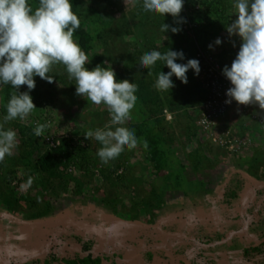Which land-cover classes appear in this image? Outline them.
<instances>
[{
  "label": "rangeland",
  "instance_id": "rangeland-1",
  "mask_svg": "<svg viewBox=\"0 0 264 264\" xmlns=\"http://www.w3.org/2000/svg\"><path fill=\"white\" fill-rule=\"evenodd\" d=\"M75 1L83 11L101 8L100 11L106 14L103 20H108L109 16L113 19L109 28H130L134 32L133 36H121L111 29L107 44L94 40L96 52L109 56L108 64L115 71L117 81L135 83V79L124 77L126 71L133 67H124L125 64L133 62L135 69H139L140 78L149 81L151 75L140 69L139 61L149 51L144 49V45L152 43L160 48L166 44L167 33L160 31L166 21L158 14H147L142 7L138 8L142 0ZM222 1L227 10L228 26L236 18L233 0ZM184 5L188 10L199 6L193 14L203 11L199 3L191 4L185 0ZM139 14L145 17L142 24V15ZM92 22L94 20L89 19L87 28ZM98 29L95 35L101 31V26L98 25ZM216 34L208 47L225 49L228 52L226 58H234L242 43L240 38L230 36L226 28ZM217 38L222 40V45L215 44ZM136 46L142 50L139 58L129 57V53L134 54ZM179 63L186 64L187 61L183 59ZM57 70L64 79H54L52 88L46 91L45 98L49 103L45 113H39L42 116L35 122L33 113L14 122L17 126L11 129L17 134L16 146L12 155L0 163V262L26 264L34 254H44L41 250L46 246L44 252L48 255L56 250V255L63 258L83 256L82 245L73 235L91 243L93 255L106 258L103 264L114 256L120 257L125 247L138 249V253L131 256V259H137L133 264H152L149 251L155 249L157 256L159 253L167 255L164 249L171 251L167 249L168 244L173 247L182 241L188 243V250L185 251V243L180 247L182 250H178L185 256L183 260H192L191 264L264 262L262 256L245 254L246 250L253 248L252 241H257L259 246L264 242V226L259 223V219L264 217L261 204L264 202V126L237 115L238 119H233L232 128H229L231 149L213 141L227 126L226 121L211 131L212 136L198 126L199 107L189 111V117H193L195 122L184 116L183 111L171 113L167 109L164 115L172 124L165 125L166 130L163 131L165 136L160 148L164 155L158 168L155 156L143 147V143L149 134L161 136V133L137 98L131 118L123 125L134 130L138 138L137 147L131 151L126 149L116 160L103 164L97 155L101 145L94 138L86 139L85 135L89 130L108 124L109 113L103 106L76 94L75 81L68 78L62 64L52 65L51 71ZM154 89L169 97L175 91L174 88L165 92ZM43 120L49 127L41 137L32 139L34 129L30 128L31 124L37 126ZM25 127L30 131H25ZM5 128L9 126L6 124ZM48 137H52L54 142L60 140L61 145L65 138L74 147L82 149V159L93 163L88 177L85 178L83 172L73 166L78 179L70 181L68 189L60 190L58 182L53 184L55 190L46 184L40 185L35 174H31L29 160H34L45 149L53 148L47 143ZM33 149L36 153L30 154ZM114 162L124 167L115 174L116 178L108 180L102 169ZM15 198L19 202L7 209L4 203ZM29 199L35 203L33 206L26 202ZM39 213L44 214L36 217ZM238 219H243L240 227L235 226ZM222 238L227 241L225 246H219ZM158 258V263L164 264V259ZM172 259L173 263L179 258L174 256ZM36 260L33 259L37 264ZM119 262L122 261L119 259Z\"/></svg>",
  "mask_w": 264,
  "mask_h": 264
},
{
  "label": "clouds",
  "instance_id": "clouds-1",
  "mask_svg": "<svg viewBox=\"0 0 264 264\" xmlns=\"http://www.w3.org/2000/svg\"><path fill=\"white\" fill-rule=\"evenodd\" d=\"M184 0H142L144 13L179 18ZM234 17L226 27L230 36L242 41L231 67L225 66L223 75L230 81L226 103L258 105L264 110V0H233ZM81 21L73 11L72 0H39L33 8L29 0H0V86L10 85L15 91L6 106V115L0 121V162L11 156L16 146L17 134L5 125L14 120L26 119L36 108L30 92L36 88V77L49 83L52 65L62 64L68 78L75 81L76 94L95 105L107 109L110 121L103 128L89 130L85 138H94L101 147L97 155L103 164L116 160L127 149H135L138 138L124 127L131 118L137 102L135 83L117 81L112 67L97 65L89 70V58L74 40ZM178 34L181 29L166 23L160 31ZM217 38L215 44L222 45ZM212 48V45H209ZM185 59L183 51L168 50L161 53L152 50L140 58V69L151 70L158 62L170 69L161 71L155 81L157 91L165 92L175 87L173 77L185 85L187 73L193 70L198 76L200 62L189 59L186 64L177 63ZM28 91L19 93L21 86ZM48 124H37L34 135L41 137ZM143 147L148 148L147 141ZM31 179L28 183L31 184ZM47 259V258H46ZM45 259V260H46Z\"/></svg>",
  "mask_w": 264,
  "mask_h": 264
},
{
  "label": "trees",
  "instance_id": "trees-1",
  "mask_svg": "<svg viewBox=\"0 0 264 264\" xmlns=\"http://www.w3.org/2000/svg\"><path fill=\"white\" fill-rule=\"evenodd\" d=\"M79 1V0H78ZM31 6L33 8L38 7L39 0H29ZM140 4L139 7H142V1H139ZM189 3L195 4L199 3L203 7V11L195 13L191 17V22L194 24H197L196 28L191 29H184V26L188 23V18L184 12V9H182L181 15L179 18H173L171 15H167L162 17L166 24L170 26V29L172 27H176L181 29V31L178 34H173L171 30L167 32L168 41L166 44L162 47H158L156 44H146L144 45V49H147L150 52L152 50H158L161 53L167 52L169 49L173 51H183L186 61L189 59H194L196 57L197 53V41L200 43L204 48H208L209 41L211 39L216 38L217 32L219 30H223L227 27V14H226V6L222 0H188ZM73 11L78 15L81 24L80 28L77 30V32L74 34V40L79 44L81 49L87 54L89 58V65L87 67L89 70L94 69L97 65H101L105 68H109L108 60L109 56L104 53H98L96 52V43L94 42L95 39H99L103 41V44H107L106 40H109V33L108 31L113 29L109 28L112 26L113 19L109 16L108 20H103V14L99 7L89 8L88 11L80 9L78 6V3L73 0ZM141 10H138V13H140ZM102 13V15H101ZM140 16L142 14H139ZM142 19L140 23H143L144 16H141ZM89 19L94 20L91 24L93 27H91V24L89 25L90 28H87V23ZM91 21V20H90ZM98 25L101 26V31L97 34ZM96 27V28H95ZM96 29V31H95ZM115 30V29H113ZM117 33H120V35L124 36H133L134 32L131 31V29L127 30H120V28L115 30ZM137 35V34H136ZM196 37V38H195ZM198 39V40H197ZM140 47L141 44H138ZM150 45V47H149ZM139 46H136L134 49V54L129 53V57L131 56H138L141 54L142 50H139ZM227 50L223 49L221 53V59L226 58ZM135 59V58H134ZM133 61V60H132ZM131 61V62H132ZM179 63V60L176 61ZM131 64V65H130ZM134 62L125 64L124 67L129 68V66H133L131 70H127L124 74V77H128L129 79H135V83L140 87V91H137V98L139 103L144 108L145 112L149 116V118L154 122L155 126L159 129L161 136L151 135L149 134L146 137V141L148 143V151L155 156V165L158 166V168L161 165L160 160L163 159L164 151L160 148L161 141H163V138L165 134H163V131L165 129V125L171 126L172 121H167L164 112L165 110H169L171 113H175L178 111H183V115L187 118L191 119L192 121L193 117H189V111L194 108H200V106L204 103L206 100V92L202 89L200 84L196 82L195 76L190 70L187 73L188 77V83L185 85L177 78L173 77V82L175 84L174 92L171 93V96H167V94H161L160 92H156L154 89V79H156L161 71H163L165 74H167L170 69L167 67H164V65L160 62L157 63V65L151 70L152 74L149 81L145 80V78H140V73L138 70L134 67ZM59 65V64H58ZM147 72L148 70L145 69ZM49 75L52 76L54 79H60L63 80L64 76L61 74L60 71H54L52 72L50 70ZM123 77V76H122ZM36 80V88L30 92V95L33 98V102L36 105V108L32 113L34 114V122L37 119H40V117L45 113V109L48 105V100L45 98L46 91H48L49 88H52V82L49 83L48 81L41 79L39 77L35 78ZM1 91V97H0V121H2L3 117L7 114L6 113V106L8 101L11 98V95L15 91L11 88L10 85L0 86ZM28 91L27 86H21L18 90L19 93H23ZM199 112V109H198ZM41 113V114H39ZM176 119V117H175ZM18 120V119H17ZM14 121H10L7 123L9 128L16 127V123ZM33 122V123H34ZM40 124H46V121L43 120ZM36 127L35 123L31 124V129H34ZM28 127H25V131H30ZM141 128V127H140ZM33 132V131H32ZM196 133H192V135H195ZM34 132L32 135V139L34 138ZM165 146V145H162ZM82 149H79L77 147H74L72 145L71 141H66L65 138L62 142V145L59 147L54 148H47L45 151L35 157L34 160H29V165L32 167L31 174H35V178L39 180V184L42 185H48L51 187L52 190H55L54 183L58 182V188L61 189H68V183L70 181H77L78 177L74 175V167L77 168L80 172H83L84 177H88L87 174L89 173V170L92 166V162L82 159V155H80V152ZM36 153V150L33 149L30 154ZM36 155V154H35ZM77 158V160H76ZM78 158L80 159V162L78 161ZM2 163V162H0ZM74 166V167H73ZM95 166V165H93ZM123 165H120L117 162H114L113 165H109L107 167L104 166L102 169V172L105 174V178L108 180H113V177L115 174L119 172L121 168H123ZM72 169V171H69ZM123 177V176H122ZM116 178V177H114ZM119 179H121L119 177ZM37 180V181H38ZM40 184V185H41ZM19 202L17 198L14 200H7V202L4 203V205L7 207V209H11L14 203ZM27 203H29L31 206H33L35 203L29 199L26 200ZM50 208V207H49ZM39 213L36 215L38 217ZM33 218V217H31ZM73 238L79 241L82 245V248L84 250L83 256H76L72 258H63L59 257L58 255L51 254L46 260H43V264H103L104 260L106 258H102L100 256L93 255V249L91 247V243L84 240V238L76 237L73 235ZM245 254L247 256L256 255V256H262L264 257V242L256 248H252L251 250H246ZM10 261V260H9ZM107 261V260H106ZM106 264V263H105ZM115 264V263H112Z\"/></svg>",
  "mask_w": 264,
  "mask_h": 264
},
{
  "label": "built area",
  "instance_id": "built-area-1",
  "mask_svg": "<svg viewBox=\"0 0 264 264\" xmlns=\"http://www.w3.org/2000/svg\"><path fill=\"white\" fill-rule=\"evenodd\" d=\"M183 8L188 18V23L184 26V29L196 28L197 24L191 22V17L194 15L193 12L199 10L200 7L195 6L188 10L184 5ZM198 12L199 11H196V14ZM196 45L197 53L194 59L199 60L201 72L198 76L193 70L192 72L195 76L196 82L200 84L203 90H205L207 96L206 100L199 108L201 113L198 119V126L202 127L213 136L211 131L215 129L216 126H220V123H224L225 117L229 114L244 116L247 121L259 126H264V110L259 109L258 105L243 106L238 105L235 101L231 104L226 103V100L228 99L226 93L232 85L223 75V69L225 66L231 67L232 62L237 55L232 59H221V49H217V47H212L211 49L209 47L204 48L198 43V41ZM51 138L48 137L46 140L53 148L61 146L60 140L54 142ZM213 141L223 147L229 146L232 149L230 129L224 127L222 131H220V134L213 138ZM69 171H72V169ZM50 252V254H57L56 250ZM40 256L45 258L47 255L41 253Z\"/></svg>",
  "mask_w": 264,
  "mask_h": 264
},
{
  "label": "crops",
  "instance_id": "crops-1",
  "mask_svg": "<svg viewBox=\"0 0 264 264\" xmlns=\"http://www.w3.org/2000/svg\"><path fill=\"white\" fill-rule=\"evenodd\" d=\"M261 204H262V207H264V202H261ZM260 204V205H261ZM240 212H241V210H240ZM264 213V212H263ZM241 213H239V215H240ZM242 222H243V219H241V220H237V222H236V224H235V226L236 227H240L241 225H242ZM261 222H262V224H263V226H264V217L263 218H261V219H259V223L261 224ZM253 236H255V235H253ZM251 238V237H250ZM224 238H222L221 240H220V242H218L220 245L219 246H221V245H223V246H225V244H226V242L227 241H225V240H223ZM178 242H180V241H178ZM235 242V241H234ZM238 242V241H237ZM252 242H254L253 244H252V246L251 247H253V248H256V247H258L259 246V244L257 243V241H252ZM182 244H186V248H185V251L187 252V247H188V243L187 242H184L183 243V241L181 242ZM47 244V243H46ZM182 244H174L173 245V247H172V245H170V244H168V245H166V246H168L167 247V249L168 250H171L170 251V253L167 251V250H165L164 249V252L165 253H167V255L165 254V255H162L161 253H159L158 254V256H157V254L156 253H154V250L155 249H152L151 251H149V252H147V253H149V257L152 259V264H159L158 263V257H161V259H164L163 261H164V264H191V263H193L192 262V260H187V258H185V260H183V258L185 257L184 255L182 256V253L181 252H179V250H182V249H180V247L182 246ZM207 245H205V247H206ZM45 248H47V246L45 247ZM45 248L44 249H42L41 251L43 252V253H45L44 251H45ZM243 248L244 249H247V247H244L243 246ZM156 249H158V250H162L163 251V249L162 248H156ZM172 249H173V251H172ZM179 249V250H178ZM137 248L136 247H129V248H127V247H125L124 249H123V251H121L122 252V255H120V257L119 256H117V257H112V258H110V259H108L109 261L106 263V264H112V263H115V264H133V262H135V261H137V259L135 260V258L134 259H131V256L134 254V253H138L137 252ZM146 250V249H145ZM171 252H173L172 253V255H171ZM180 254V255H179ZM46 255H48V254H46ZM177 257V258H179V259H177V260H175L176 262H174L173 261V263L171 262V260H173L172 258L174 257ZM187 255V254H186ZM50 255H48L47 256V258L49 257ZM95 256H97V255H95ZM98 256H100L101 257V255H98ZM33 258H31V259H29V262L28 263H26V264H36V263H34V261H33V259H38V260H36V262H37V264H43V260H45L44 258H42V256H40L39 255V253H36V254H34L33 256H32ZM244 257V256H243ZM102 258H103V256H102ZM119 259L122 261L121 263L119 262ZM14 262V263H13ZM11 261L10 263H8V264H19V262H17V261ZM124 262V263H123ZM144 262V261H143ZM239 262H242V259H240V261ZM252 262V264H257L256 262V260H252L251 261ZM201 263V262H200ZM0 264H3L2 262H0ZM21 264H25V263H21ZM202 264H204L203 262H202ZM245 264H246V262H245ZM261 264H264V262L262 261L261 262Z\"/></svg>",
  "mask_w": 264,
  "mask_h": 264
},
{
  "label": "flooded vegetation",
  "instance_id": "flooded-vegetation-1",
  "mask_svg": "<svg viewBox=\"0 0 264 264\" xmlns=\"http://www.w3.org/2000/svg\"><path fill=\"white\" fill-rule=\"evenodd\" d=\"M240 117V116H239ZM242 118H244L246 120V118L244 116H241ZM233 119H238V116L237 115H232V114H229L225 117V120L224 122L226 121V124L227 126L225 128L229 129V128H232V125H231V121ZM236 121V120H235ZM234 122V121H233ZM250 122V121H249ZM251 123V122H250ZM233 124V123H232Z\"/></svg>",
  "mask_w": 264,
  "mask_h": 264
}]
</instances>
